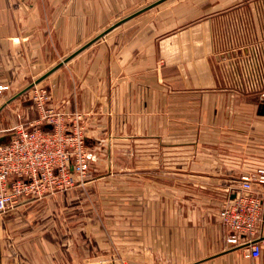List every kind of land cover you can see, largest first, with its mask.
Returning <instances> with one entry per match:
<instances>
[{
  "label": "crops",
  "instance_id": "crops-1",
  "mask_svg": "<svg viewBox=\"0 0 264 264\" xmlns=\"http://www.w3.org/2000/svg\"><path fill=\"white\" fill-rule=\"evenodd\" d=\"M251 1L41 0L30 2L31 12L23 5L16 14L12 0H0V85L29 72L27 78L23 75L21 81L27 83L20 92L7 88L0 98V141L8 142L18 125L37 122L30 97L21 99L23 89L47 86L51 104L86 114L90 134L102 137L107 150L136 158L135 166L147 171L146 187L169 189L170 177L178 181L190 177L193 185L216 191L235 186L243 174L264 166V145L262 150L245 147L259 137L264 144V115L254 99L227 89L214 50L219 24ZM138 7L143 8L98 35L111 21L112 11ZM74 50L78 51L69 53ZM63 57L65 63L57 62ZM32 59L27 67L26 60ZM159 197L169 200V193ZM67 198L57 193L23 200L7 217L0 215V264H110L106 251H115L116 239L109 244L95 239V247L89 223L74 230L70 218L57 227L53 212L62 213L64 208L68 214L69 207L62 203ZM181 218L177 251L193 250L182 253L191 264H264V245L257 259L228 249V231L218 217L216 224L202 226L206 228L198 234L187 227L184 215ZM15 224L23 230L21 242L17 249H8L5 227ZM117 228V244H122L121 222ZM138 228L133 226L129 233H138ZM146 228L154 234V225ZM159 228L157 233L163 235L169 230ZM259 233L264 238V225ZM13 250L18 255L10 258ZM63 250L105 254L96 260L58 257Z\"/></svg>",
  "mask_w": 264,
  "mask_h": 264
},
{
  "label": "rangeland",
  "instance_id": "rangeland-1",
  "mask_svg": "<svg viewBox=\"0 0 264 264\" xmlns=\"http://www.w3.org/2000/svg\"><path fill=\"white\" fill-rule=\"evenodd\" d=\"M12 1L13 8L15 7L13 12H16L17 14L19 6L22 7L24 5V7L31 12L32 7L30 2L41 0ZM144 4H150V2ZM141 8L143 7L131 10L112 11L113 17L111 21L99 31L98 35L102 34L127 16L138 12ZM107 20H109V17ZM242 20H244V22H241ZM218 28L214 51L219 59V70L227 89L241 94L242 96L254 99L259 106L264 105V98H262L264 89L253 91V93L238 91L234 85V83L237 82L226 67V63H220L222 55L230 53L234 48L256 49L257 44L260 43V49L264 50V0H253L247 5V8L243 10H233L227 17H225V20L219 24ZM107 36L108 33L99 37L97 41L105 39ZM83 49L85 48L83 47ZM77 51L78 50H74L69 53H76ZM251 55H259L260 66L264 68V53H251ZM64 59V57L60 58L57 62L65 63ZM32 62L33 59L26 60V66L29 67ZM53 72L54 71L51 73ZM23 75L27 78L29 72H26ZM23 75H18L16 77L13 76L12 79L7 81V85H0V98L2 97L3 99L6 95L5 93H8L7 91L10 89L12 92H15L14 90L20 92L21 85L27 83L25 80L21 81ZM35 86L40 88L39 85L33 84L30 89H23L24 94L21 95L23 101H27L30 97L33 102L32 95ZM4 87L10 89H2ZM42 89H45L50 96V105L51 95L48 87L43 86ZM5 100L6 98L4 101ZM50 106L67 112L57 104H51ZM68 113L83 114L87 120V115L80 111ZM87 124L88 123L86 122L89 135H86V144L89 148L92 160L91 173L88 179L81 184L83 186H79L63 193H58L69 197L66 202L64 201L62 203L64 206L69 207L70 212L67 214L64 208L62 213L53 212V215L55 217L57 216V220L59 221L57 227H59V225L63 226L67 221L69 222L70 218H72V224L69 225V227H74V230H77V225L83 226L86 222L89 223L90 226L88 225L89 227L87 226V228H89L91 233L93 232L92 236L90 233V240L92 237L91 241L94 243L95 247H97L95 239L101 240V243L106 241L107 244L116 239L115 251H113L114 249L106 251V256L110 255L109 258L106 259V262H110V264H147V262L148 264H191L192 260H188L190 257H186V255H182V253H192L193 250L185 252L181 251V253L177 251L179 248V233L177 232V228L178 224L183 221L181 217L183 215L185 216L187 227L196 231V234L200 232L199 229H204L208 227V225L216 224L214 223V220L217 219L216 217L220 219L219 212L227 201L228 195L234 191L237 184L235 186L223 187V190L218 187L220 190L217 189V192L215 187L193 185V179L190 177L188 180L183 179L180 181L170 177L169 189L167 186L162 187L156 184L153 185V187H146L144 178L145 176L147 177V171L144 168H140V166L139 168L135 166L136 158L133 160V157L128 153L115 154L110 152L109 149L107 150L103 144L105 143V140H103L102 137L91 135ZM22 126L29 128L27 125ZM109 142L112 144L113 139L109 140ZM263 145L264 144L259 137V139H255L254 142L248 143L247 141L245 147L248 149L256 148L262 150ZM120 157H122V164H120ZM130 160H133V162H130ZM141 160H144L143 157L138 159V162ZM140 178L141 180H139ZM120 181H122V183H120ZM164 192L169 193V200H161V197H159ZM183 197L184 199H181ZM202 197H205L206 199ZM151 198L154 199L151 200ZM120 207L122 210L119 209ZM60 208L61 207H57V210H60ZM119 212H121V219L119 218ZM7 216L8 214L6 213L5 217ZM65 217H67L66 220L64 219ZM118 222H121L122 224V244H117L119 235V227L117 228ZM135 225L139 226V232L136 234L129 233L130 228H133ZM147 225H154V234H148L149 230L147 231ZM22 226H24L23 223ZM161 226L169 229L164 232V235L161 234V232L157 233L156 231V227H160L159 229H161ZM27 227L29 226L27 225ZM84 227L82 229H84ZM17 228L18 224L12 227L8 226V228L5 227V242L7 243L8 249H17L15 248L16 245L21 242L19 234H21V231L23 232V230L19 231ZM29 237L31 238L30 240L33 239L31 235H27V238ZM146 239L150 240V242L142 244ZM129 242L132 243L131 247H129ZM134 243L138 245H135ZM180 246L181 248L183 247V237L182 240H180ZM119 247L121 250L118 249ZM191 248L193 249V247ZM228 249L232 248L228 247ZM77 251L63 250L59 251L57 256L63 258L69 257L71 259V257L76 258L81 255L85 259L96 260V256L102 255L101 257L103 259V254H105L103 253V250H88L87 253H85L86 251ZM12 252L15 253H11L9 255L10 258H14L18 255L17 250H13ZM30 254L34 256L33 251H31ZM72 254H74V256ZM81 256L80 258H82Z\"/></svg>",
  "mask_w": 264,
  "mask_h": 264
},
{
  "label": "built area",
  "instance_id": "built-area-1",
  "mask_svg": "<svg viewBox=\"0 0 264 264\" xmlns=\"http://www.w3.org/2000/svg\"><path fill=\"white\" fill-rule=\"evenodd\" d=\"M251 53H264L260 43L256 49L234 48L220 58L238 91L264 89V68L259 55ZM49 97L45 89L35 86L32 100L37 122L29 128L15 127L8 143L0 141V215L23 200H42L83 186L90 176L85 116L50 106ZM235 187L219 212L228 231L225 241L228 247L242 250L245 257L257 259L264 245L259 233L264 225V166L243 174Z\"/></svg>",
  "mask_w": 264,
  "mask_h": 264
},
{
  "label": "water",
  "instance_id": "water-1",
  "mask_svg": "<svg viewBox=\"0 0 264 264\" xmlns=\"http://www.w3.org/2000/svg\"><path fill=\"white\" fill-rule=\"evenodd\" d=\"M261 114L264 115V105H261Z\"/></svg>",
  "mask_w": 264,
  "mask_h": 264
}]
</instances>
